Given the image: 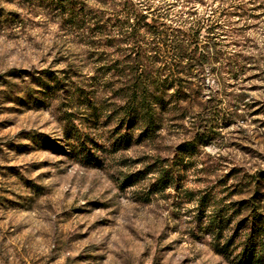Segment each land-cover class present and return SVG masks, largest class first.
I'll list each match as a JSON object with an SVG mask.
<instances>
[{
  "label": "rangeland",
  "instance_id": "374dc122",
  "mask_svg": "<svg viewBox=\"0 0 264 264\" xmlns=\"http://www.w3.org/2000/svg\"><path fill=\"white\" fill-rule=\"evenodd\" d=\"M39 1L0 0L19 21L0 25V264H231L198 231L197 206L207 194L206 212L232 204L258 182L264 214V0L251 10L242 0L235 13L226 9L233 0H191L198 11L220 6L221 20L233 23L224 27L219 72L192 80L184 120L164 112L155 140L119 150L106 118L111 91L94 111L32 83L66 65L58 25ZM66 113L90 163L76 154ZM192 140L195 151L178 154ZM158 159L175 161L174 183L149 194L157 173H146Z\"/></svg>",
  "mask_w": 264,
  "mask_h": 264
},
{
  "label": "trees",
  "instance_id": "16d2710c",
  "mask_svg": "<svg viewBox=\"0 0 264 264\" xmlns=\"http://www.w3.org/2000/svg\"><path fill=\"white\" fill-rule=\"evenodd\" d=\"M36 1L39 0H23L33 6ZM39 2L45 4L52 22L58 25L57 37L63 48L60 59L66 65L60 70H43L33 76L32 83L46 93L65 92L85 110L94 111L104 101L102 90L111 91L112 100L105 110L108 121L116 125L114 150L128 148L133 142L155 140L164 112L180 111L171 119L174 121L186 118L184 110L195 94L192 80L205 73L218 74L224 27L233 25L231 20H221L220 6L207 5L198 11L191 0ZM247 3L252 7L248 10L254 9L255 0ZM243 4L242 0H233L226 9L235 13ZM14 14L0 8V25L16 29L19 21ZM229 43L235 45L232 39ZM79 56L91 65L87 72L90 76L82 72L87 66L83 60L74 62ZM69 116L66 113L63 119L67 123L65 131L77 143L76 154L90 163L93 157L81 147L84 143L70 126ZM195 145L194 140L179 144L178 154L193 153ZM158 161L157 167L145 172L157 173L149 194L162 192L174 183L175 161ZM132 181L130 177L126 179L127 183ZM209 201L208 194L204 195L197 207L204 216L198 231L208 236L210 249L231 264H264V214L260 206L263 194L258 182L248 197L206 212Z\"/></svg>",
  "mask_w": 264,
  "mask_h": 264
}]
</instances>
